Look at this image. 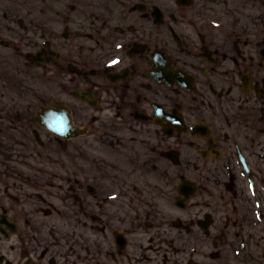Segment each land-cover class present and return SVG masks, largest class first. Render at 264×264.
Wrapping results in <instances>:
<instances>
[{
  "label": "flooded vegetation",
  "instance_id": "af4514ba",
  "mask_svg": "<svg viewBox=\"0 0 264 264\" xmlns=\"http://www.w3.org/2000/svg\"><path fill=\"white\" fill-rule=\"evenodd\" d=\"M233 1L0 0V264H264V36L232 34ZM38 72L87 128L80 164L97 175L88 144L107 168L108 217L71 239L19 202L47 196L17 166Z\"/></svg>",
  "mask_w": 264,
  "mask_h": 264
},
{
  "label": "rangeland",
  "instance_id": "374dc122",
  "mask_svg": "<svg viewBox=\"0 0 264 264\" xmlns=\"http://www.w3.org/2000/svg\"><path fill=\"white\" fill-rule=\"evenodd\" d=\"M258 4H260V3L255 2V5H258ZM263 4H264V1H263ZM258 9H260V8H258ZM243 20H245V19L243 18ZM257 26H258V24H257ZM49 140H51V139L47 138V144L44 146V148L39 149L40 150L39 153H41L43 156L47 157L50 160V162H44V161H40V163L36 162V164H38L40 166V168L57 170L59 173L58 174L59 176H61V177L66 176V178L72 177V175H70V174L73 173V176L79 175V178L84 185L94 186L93 184L97 183L98 186L103 188V186L106 184L108 178L103 173V171L101 170L102 167L101 168L98 167L96 176H92V175L86 173L83 169L84 167H81V164H80L77 156L75 157V142H72L70 144H59V143H56L55 141L51 142ZM88 150H89V147L87 148V151ZM46 154H48V155H46ZM94 157L96 160L97 158L102 157V154H95ZM32 165L34 168L35 163H33ZM163 212H164V216H167V217H170L171 215L176 216L175 215L176 211L174 210V207L173 208L169 207V208L163 210ZM177 215L179 217H186L187 216L186 214H179V213H177ZM191 247L192 246L187 245V247L183 248V250L184 249H190Z\"/></svg>",
  "mask_w": 264,
  "mask_h": 264
},
{
  "label": "water",
  "instance_id": "95a60500",
  "mask_svg": "<svg viewBox=\"0 0 264 264\" xmlns=\"http://www.w3.org/2000/svg\"><path fill=\"white\" fill-rule=\"evenodd\" d=\"M59 108L56 111L45 112L43 124H45L50 130L60 136H67L71 131L69 117L67 112L62 109L60 105H56Z\"/></svg>",
  "mask_w": 264,
  "mask_h": 264
}]
</instances>
